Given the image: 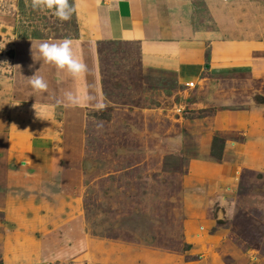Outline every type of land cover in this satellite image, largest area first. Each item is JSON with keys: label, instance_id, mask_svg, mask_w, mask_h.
Returning <instances> with one entry per match:
<instances>
[{"label": "rangeland", "instance_id": "1", "mask_svg": "<svg viewBox=\"0 0 264 264\" xmlns=\"http://www.w3.org/2000/svg\"><path fill=\"white\" fill-rule=\"evenodd\" d=\"M2 6L18 12L19 36L76 33L74 13L60 21L31 0ZM99 59L105 105L76 126L50 127V171L19 178L11 195L18 211L33 200L39 213L78 215L86 236L116 243L114 259L124 253L132 264H264V157L246 155L253 141L215 121L222 110L263 103L264 82L232 72L211 90L202 80L170 90L143 83L133 45L100 43ZM214 136L223 140L220 158L211 154ZM3 212L1 244L13 231ZM1 249L0 264H14ZM78 255L23 264H92L89 256L120 264Z\"/></svg>", "mask_w": 264, "mask_h": 264}, {"label": "crops", "instance_id": "2", "mask_svg": "<svg viewBox=\"0 0 264 264\" xmlns=\"http://www.w3.org/2000/svg\"><path fill=\"white\" fill-rule=\"evenodd\" d=\"M4 12L15 16L0 19V210L12 224L5 229L13 231L0 242L1 252L11 253L8 263L14 264L74 260L87 251L98 263L132 264L124 253L114 259L116 243L86 236L78 215L39 213L33 200L19 212L12 191L20 177L35 180L50 171L46 158L52 150L45 144L55 140L50 127L76 126L84 111L105 105L100 43L133 45L147 85L178 90L202 80L211 90L215 80L244 71L247 79L264 82V0H81L74 12L76 33L61 37L19 36L18 12L0 7V14ZM63 38L73 39L74 52L87 66L79 78L43 62L38 52L39 61L33 60L32 43L35 52L41 42ZM37 71L48 84L46 92L33 90L28 82ZM66 92L73 93L75 103L66 99ZM215 121L242 131L245 142L253 141L242 151L246 155L264 157V99L222 110ZM157 262L171 264L168 259Z\"/></svg>", "mask_w": 264, "mask_h": 264}, {"label": "clouds", "instance_id": "3", "mask_svg": "<svg viewBox=\"0 0 264 264\" xmlns=\"http://www.w3.org/2000/svg\"><path fill=\"white\" fill-rule=\"evenodd\" d=\"M80 2L81 0H75V3H70V0H31V7L33 10L51 11L58 20L68 21L71 19L73 13L76 11V6ZM73 45L74 41L71 38H63L55 42L43 41L34 52V45L32 43V57L34 61H37L38 52L43 62L54 65L57 70H66L73 78H79L87 71V66L83 59L76 55ZM38 71L32 76L27 77L28 82L33 90L46 92L48 84L43 76L37 74ZM65 97L70 103L76 102L72 92H66ZM33 107L37 116L40 117L35 104ZM100 107L102 108L103 105H100Z\"/></svg>", "mask_w": 264, "mask_h": 264}, {"label": "trees", "instance_id": "4", "mask_svg": "<svg viewBox=\"0 0 264 264\" xmlns=\"http://www.w3.org/2000/svg\"><path fill=\"white\" fill-rule=\"evenodd\" d=\"M222 145H223V140L221 137L219 136H214L212 139V144H211V154L217 158L221 157V153H217V151H215V148L217 146L220 147V149H222ZM221 152V150H220Z\"/></svg>", "mask_w": 264, "mask_h": 264}]
</instances>
